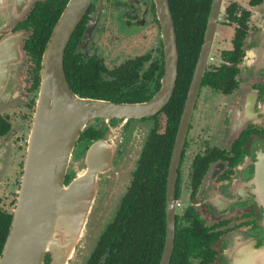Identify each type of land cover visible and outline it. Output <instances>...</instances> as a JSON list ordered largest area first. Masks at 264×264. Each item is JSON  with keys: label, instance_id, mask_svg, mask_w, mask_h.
I'll return each instance as SVG.
<instances>
[{"label": "flooded vegetation", "instance_id": "af4514ba", "mask_svg": "<svg viewBox=\"0 0 264 264\" xmlns=\"http://www.w3.org/2000/svg\"><path fill=\"white\" fill-rule=\"evenodd\" d=\"M45 1L34 0L29 11ZM213 1L203 6L201 0H182L183 11H173L170 0L179 62L166 103L144 114L92 117L79 132L66 184L90 168L94 142L107 141L112 151L104 157L110 161L96 175L91 231H79L81 238L68 246L57 232L62 246L47 250L44 264H162L170 169L191 92L194 100L175 178V241L169 264H226L229 236L239 231L263 236V209L250 180L252 160L264 148V0H224L201 62ZM27 13L5 27L0 39L20 30L27 37L21 26ZM25 38L17 96L0 101V140L6 151L0 191L16 185L13 211L42 81L44 50L37 55ZM67 49L66 76L79 96L107 99L109 93L116 102L146 103L164 86L166 49L157 0H91Z\"/></svg>", "mask_w": 264, "mask_h": 264}, {"label": "water", "instance_id": "95a60500", "mask_svg": "<svg viewBox=\"0 0 264 264\" xmlns=\"http://www.w3.org/2000/svg\"><path fill=\"white\" fill-rule=\"evenodd\" d=\"M33 1L0 0V33L29 12ZM90 2L91 0H69L46 43L41 62L40 97L28 139L23 182L0 255V264H44L45 252L62 246L58 245L59 239L55 235L57 232L64 235L60 238L65 240L64 246H68V242L73 239L77 241L81 238L79 231L84 234L90 232L92 223L89 218L95 198L96 175L98 170L109 163L110 158L107 161L104 155L112 150L107 141L94 142L89 150L90 168L80 170L79 176L66 184L65 176L72 168L79 132L92 117L111 118L157 110L169 100L173 92L178 75L179 50L170 0H157L166 49V75L164 86L152 101L116 102L83 97L74 92L66 76L65 53L69 39ZM223 3L224 0L213 1L201 62L206 58L216 32ZM25 37V31L20 30L0 39V68L5 67L3 72L0 69V101L13 100L17 96V67L23 62L22 40ZM200 68L201 65L198 67L195 83L199 81ZM193 100L191 92L190 104L185 110L186 118L181 123L172 158L168 185V240L162 264H169L174 248L175 178ZM5 154L3 141L0 140V175L6 160ZM248 163L250 165L251 159L246 163L247 166ZM251 167L254 173L250 184L263 209V236H247L242 231L229 236L224 256L226 264H264V148L252 160Z\"/></svg>", "mask_w": 264, "mask_h": 264}, {"label": "trees", "instance_id": "16d2710c", "mask_svg": "<svg viewBox=\"0 0 264 264\" xmlns=\"http://www.w3.org/2000/svg\"><path fill=\"white\" fill-rule=\"evenodd\" d=\"M193 1V0H192ZM203 6L211 3V0H201ZM67 0L60 3L58 0H47L45 2L35 4L29 13H27L21 26L27 29V37L24 44L28 49L35 50L37 55H40L45 49L46 43L51 35L54 25L59 19L61 12ZM173 11H183L182 0H171ZM179 33L180 26L178 25ZM183 31V29H181ZM181 34V33H180ZM189 39L190 36H187ZM67 52L65 53V66L67 61ZM111 94H105L107 99H113ZM13 213L8 209L0 206V255L5 244L7 235L10 230Z\"/></svg>", "mask_w": 264, "mask_h": 264}, {"label": "rangeland", "instance_id": "374dc122", "mask_svg": "<svg viewBox=\"0 0 264 264\" xmlns=\"http://www.w3.org/2000/svg\"><path fill=\"white\" fill-rule=\"evenodd\" d=\"M19 110V107L18 106H16V105H14L13 107H12V111H18ZM23 150H21L20 151V153L22 152ZM17 173H15V174H12V177H15V176H17L16 175ZM16 189V185H13L12 187H10V190H7V191H4V190H1L0 191V196H3L2 198H3V202H0V206L1 207H3V208H5V209H8L9 211H13V204H12V202H10L13 198H14V191L13 190H15ZM6 193H8L9 194V196L8 197H5L4 195L6 194ZM6 205H7V207H6Z\"/></svg>", "mask_w": 264, "mask_h": 264}]
</instances>
